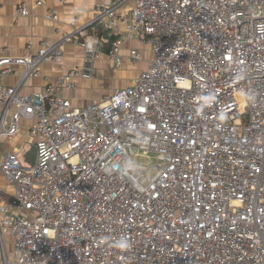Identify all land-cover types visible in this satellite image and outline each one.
<instances>
[{
    "label": "built area",
    "instance_id": "1",
    "mask_svg": "<svg viewBox=\"0 0 264 264\" xmlns=\"http://www.w3.org/2000/svg\"><path fill=\"white\" fill-rule=\"evenodd\" d=\"M92 25L114 38L72 22L80 68L32 95L0 85V139L37 120L33 165L10 151L0 160L12 189L0 243L13 244L0 264H264V0H110ZM128 39L150 51L146 68L72 107L61 91L91 81L101 57L142 61L144 48L122 51ZM59 45L27 57L0 47V78L17 66L40 76ZM139 152L154 162L135 164Z\"/></svg>",
    "mask_w": 264,
    "mask_h": 264
},
{
    "label": "crops",
    "instance_id": "2",
    "mask_svg": "<svg viewBox=\"0 0 264 264\" xmlns=\"http://www.w3.org/2000/svg\"><path fill=\"white\" fill-rule=\"evenodd\" d=\"M110 0H45L44 5L36 7L35 0H0V47H6L12 56L27 57L34 54L41 41L59 42L62 58L58 62H43L39 65L40 76H27L21 78L24 67L17 66L15 73L0 78V85L16 87L18 93L27 95L42 91L47 85H52L56 76L73 68H80L83 51L80 45L72 41V27H85L89 33L94 17V7L98 4H108ZM24 6L26 15H18L17 9ZM130 3L122 6L123 13L129 11ZM47 11L58 15L53 21L46 18ZM31 44V48L27 45ZM122 51L129 48H144L143 59L138 67L123 63L119 67L113 66L105 57L94 63L93 79L91 81L78 79L77 87L61 91V95L70 100L72 107L83 108L90 102L98 101L104 93L115 88L132 84L133 79L144 70L150 58L147 47L134 40L128 39L122 45ZM111 86V87H110ZM14 110L9 108V114ZM2 106L0 105V112ZM35 118H21L18 122L16 134L11 138L0 139V160L5 152H15L21 158L34 144L35 136L31 128L36 124ZM24 159V158H23ZM0 198L5 201L12 199V189L0 170ZM3 257L10 261L13 259L12 240L5 236L0 243V261Z\"/></svg>",
    "mask_w": 264,
    "mask_h": 264
},
{
    "label": "rangeland",
    "instance_id": "3",
    "mask_svg": "<svg viewBox=\"0 0 264 264\" xmlns=\"http://www.w3.org/2000/svg\"><path fill=\"white\" fill-rule=\"evenodd\" d=\"M140 65L141 64H135L131 66L138 67ZM132 159H133V162L137 165H150L151 163L154 162V155L151 153L139 152V153L134 154Z\"/></svg>",
    "mask_w": 264,
    "mask_h": 264
},
{
    "label": "trees",
    "instance_id": "4",
    "mask_svg": "<svg viewBox=\"0 0 264 264\" xmlns=\"http://www.w3.org/2000/svg\"><path fill=\"white\" fill-rule=\"evenodd\" d=\"M88 30L90 31L88 34H93L98 37L108 36V30L98 25H92L91 27L88 28ZM108 37L110 38L109 40L114 38L113 36H108Z\"/></svg>",
    "mask_w": 264,
    "mask_h": 264
},
{
    "label": "water",
    "instance_id": "5",
    "mask_svg": "<svg viewBox=\"0 0 264 264\" xmlns=\"http://www.w3.org/2000/svg\"><path fill=\"white\" fill-rule=\"evenodd\" d=\"M35 157L36 147L34 145H31L30 148L23 155L24 161L29 165H33Z\"/></svg>",
    "mask_w": 264,
    "mask_h": 264
}]
</instances>
